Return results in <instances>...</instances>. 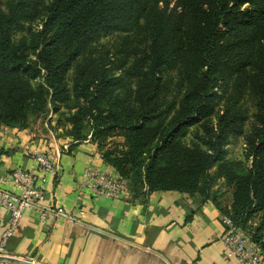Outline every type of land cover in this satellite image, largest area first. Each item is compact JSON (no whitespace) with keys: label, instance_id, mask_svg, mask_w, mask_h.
<instances>
[{"label":"trees","instance_id":"1","mask_svg":"<svg viewBox=\"0 0 264 264\" xmlns=\"http://www.w3.org/2000/svg\"><path fill=\"white\" fill-rule=\"evenodd\" d=\"M49 113L133 197L210 200L264 254V0L1 1L0 125Z\"/></svg>","mask_w":264,"mask_h":264},{"label":"crops","instance_id":"2","mask_svg":"<svg viewBox=\"0 0 264 264\" xmlns=\"http://www.w3.org/2000/svg\"><path fill=\"white\" fill-rule=\"evenodd\" d=\"M49 119L24 129L0 125V178L17 167L38 171L30 151L47 152L58 171L45 176L42 201L68 217L42 223L37 210H26L1 253L39 264H237L221 242L222 214L210 200L170 190L94 197L79 189L87 166L118 174L96 143L73 141ZM4 187L18 192L10 182ZM8 222L0 206V238Z\"/></svg>","mask_w":264,"mask_h":264},{"label":"built area","instance_id":"3","mask_svg":"<svg viewBox=\"0 0 264 264\" xmlns=\"http://www.w3.org/2000/svg\"><path fill=\"white\" fill-rule=\"evenodd\" d=\"M30 154L38 171L17 167L7 176L0 178V206L9 216L8 226L1 234L0 251L17 228L26 210H37L42 223L68 217L61 209L42 201L45 176H54L58 171L54 159L41 150L30 151ZM7 182H10L18 192L6 189L4 184ZM77 186L94 197L118 198L127 191V183L119 175H112L93 166L85 167L78 177ZM221 218L224 227L221 242L227 255L237 264H264V254L251 241L248 234L236 226L228 216L222 215Z\"/></svg>","mask_w":264,"mask_h":264},{"label":"rangeland","instance_id":"4","mask_svg":"<svg viewBox=\"0 0 264 264\" xmlns=\"http://www.w3.org/2000/svg\"><path fill=\"white\" fill-rule=\"evenodd\" d=\"M1 1L4 2V0H0V2ZM37 28H38V24H37V22H34L32 24V26H31V29H29L28 31H24V32H22L20 34L25 35L27 37V41L29 42L31 40V38H32V35L31 34L33 32H35V30H37ZM19 36L20 35H17V36H15V38L18 39ZM85 55H87V54H85ZM70 71H71V69L65 75V77L68 80V84L69 85H70L69 81H70V73H71ZM56 116H57L56 114L53 115L52 113H49L48 116H47V118H50L52 120V122H54V124H55ZM42 117L43 116H41L40 118H38L37 124L44 123L43 120H45V118H42ZM37 126L39 127L40 125H37ZM231 140H232V143L229 145V148H230V150H229V156L238 158L242 154V144H243L242 139L241 138H238L236 140H234V139H231ZM222 190H224V189H222ZM229 198H230V190H228V193H226L224 195L223 200L228 201ZM256 221H257V217H256Z\"/></svg>","mask_w":264,"mask_h":264},{"label":"water","instance_id":"5","mask_svg":"<svg viewBox=\"0 0 264 264\" xmlns=\"http://www.w3.org/2000/svg\"><path fill=\"white\" fill-rule=\"evenodd\" d=\"M0 263L1 264H39L34 261L22 259L15 256H10L3 253H0Z\"/></svg>","mask_w":264,"mask_h":264}]
</instances>
